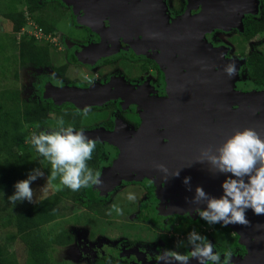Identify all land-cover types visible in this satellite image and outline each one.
<instances>
[{
    "label": "flooded vegetation",
    "instance_id": "1",
    "mask_svg": "<svg viewBox=\"0 0 264 264\" xmlns=\"http://www.w3.org/2000/svg\"><path fill=\"white\" fill-rule=\"evenodd\" d=\"M69 3L70 12L76 11L78 15L69 16L70 23L74 24L73 29L68 25L71 35L62 36L66 42V50L56 40L55 26L50 33L48 46L50 50H54V56H61L63 63L67 55L68 62L59 71L60 76L66 79V70H75L71 86L76 87V90L70 96L71 102L59 106L49 101L46 103L63 111L67 110L73 117L71 123H76L74 128L83 129L89 138L96 140V148L103 152L102 160L97 166L102 180L101 189L117 184L116 193L120 198L133 192L136 196L134 202L140 198L144 200L143 211L146 218L143 220L152 225L147 226L149 230L144 235L151 237L156 244L151 245L149 250L131 246L121 249L120 254L136 264H157L155 255L162 249L175 248L177 251L187 252L186 247H176L177 241L183 240L190 230L195 229L213 244L216 251L222 253L225 249H231L230 264H264V215H254L249 210L246 213L249 221L247 224L222 226L206 223L193 211L197 205L189 199L192 192L186 191L181 179L186 175L190 176L192 186L201 185L214 196L220 194L219 184L223 179V176L210 171V165L206 162L195 161L200 150L196 156L187 157L186 154L183 163L180 161L171 164L161 158L160 151L156 153L158 157L146 158L152 148L145 143L141 147L136 145L144 141L154 145L156 143L153 141L159 142L164 131L181 128L176 120L167 115V110L173 106L159 104V100L169 97L173 89L170 70L180 71L174 77L175 82L182 80L183 88H192V83L200 81L185 80L187 72L201 77L202 70L209 69L211 72L207 76V80L210 79L207 86L213 91L217 86L224 93L223 90L229 88L231 83V91L250 100L248 105L251 110H256L257 113L258 110H264V96L258 95L264 93V52L251 53L246 58L247 79L241 82L238 73L242 62L234 58V50L231 48L238 39L248 42L264 32L256 33L248 39L244 21L248 14L254 13L243 14L237 27L225 30L217 27L210 29L206 25L203 30L202 25L194 27L190 22L207 12L212 13L214 20H218V15L213 12L218 9V3L214 0L210 3L209 0H69ZM113 11L120 12L121 16L117 15L114 19L110 14ZM134 27L141 37L134 38L124 32V39L121 41V31ZM154 29L161 30L162 41H147L146 37L153 34ZM46 49L50 55L51 51L47 46ZM207 50L212 52L211 55L206 53ZM50 59L49 57V62ZM250 59L254 62L249 61ZM229 63H234L237 67L233 77L224 72ZM48 66L49 64L39 69ZM254 68L257 74L253 71ZM219 83L225 85L221 86ZM92 90L105 92L107 96L96 100L99 103L94 105L81 102V93ZM184 97L187 98L185 94ZM258 99L261 102L256 101ZM217 102L219 103L211 111L207 109L202 116L198 113L195 123L187 118L186 123L183 121L197 133L191 131L181 138L184 140L182 146L186 145L183 148L185 151L192 153V147L188 149L191 143L215 148L226 136L243 127H251L258 133L264 132V123L260 119L255 117L252 120L248 115L243 117L241 110H236V106L243 103H233L226 107L225 104L229 103L227 100ZM183 105L186 111L190 110L186 107V99L182 101ZM198 105H204L201 110L198 109L200 111L207 108L205 104ZM163 116L167 117L165 122L168 123V129L158 125L164 121ZM261 136H264L263 133ZM122 149L131 151L127 161L116 169L114 163ZM152 155L155 154L152 152L150 156ZM157 163L164 164L168 173L154 167ZM176 170L179 171V176H172ZM187 171L194 174L188 175ZM99 201L104 204L102 200ZM107 208L103 210H107L108 215L110 208ZM84 209L97 216L87 208ZM95 264H121V260L104 257ZM190 264H197V261L190 260Z\"/></svg>",
    "mask_w": 264,
    "mask_h": 264
},
{
    "label": "clouds",
    "instance_id": "2",
    "mask_svg": "<svg viewBox=\"0 0 264 264\" xmlns=\"http://www.w3.org/2000/svg\"><path fill=\"white\" fill-rule=\"evenodd\" d=\"M257 8H259L258 1L255 11L247 13L255 14ZM23 11L27 25L33 27L32 31L26 34L28 40L33 39V44H35L34 39L50 42L51 32L45 34L36 23L32 25L26 7ZM23 26L19 29L20 32H16L17 34L25 31ZM235 71L234 63H229L224 68V72L229 77L234 75ZM27 142L50 164L47 182L41 186L45 195L49 187L53 191L62 187L77 191L101 183L98 169L88 164L96 148V140L89 138L83 129L77 130L72 124H66L63 117H57L55 126L50 130L40 129L30 133ZM195 161L206 162L210 165V171L223 176L219 184L220 194L216 196L206 192L201 185L192 186L190 176L186 175L181 179L186 191L192 192L189 199L197 205L193 211L202 220L208 224L227 226L235 223L247 224L249 221L246 213L249 210L254 215H264V136L251 127L234 130L215 148H201L199 157ZM154 167L165 174L168 173L167 167L162 163H157ZM44 176L45 172L40 167L29 170L26 178L14 182V190L7 196L8 201L13 206L20 201L32 203L33 189L30 184L38 177ZM172 176H179V171L176 170ZM57 177L59 182L53 185L52 180ZM135 198L133 192L126 194V199L129 201ZM114 207L117 213L121 211L118 206ZM176 247H186L188 251L180 252L175 248L162 249L155 255L157 264H190V260L193 259L197 264H230L232 250L225 249L222 253L216 251L213 244L195 229L190 230L183 240L177 241Z\"/></svg>",
    "mask_w": 264,
    "mask_h": 264
},
{
    "label": "rangeland",
    "instance_id": "3",
    "mask_svg": "<svg viewBox=\"0 0 264 264\" xmlns=\"http://www.w3.org/2000/svg\"><path fill=\"white\" fill-rule=\"evenodd\" d=\"M19 5H23L22 7L26 6L27 8L29 6L35 7L34 12L30 14L32 25L35 23L34 17H37L55 26L57 29L55 33L57 39H55L57 42L63 44L66 50V42L62 36L69 34L68 25L73 29L74 24L70 23L69 16L72 14L78 15L76 11L70 12L69 8L71 7V3H69V0H32L31 2L20 0ZM259 8H257L255 15L248 14L247 16L259 19L261 16V10ZM11 27V23L4 19L0 11V38H3L0 39V43L4 45V50L0 54V87L17 90L18 97L23 102L42 104L43 102L49 101L55 106H59L65 102H71L69 101L70 96L76 90V87L71 86V78H73L75 70L71 68L67 69L66 79L65 77L62 78L59 72L63 67H66L64 64L68 62L67 55L63 63L60 60V55L54 56V50H50L48 41L34 39L36 45L47 46L51 51L49 55L51 58L49 66L35 69L27 64L22 65L18 53L15 52L13 47H10V44L12 41H15L17 44L20 39L28 40L26 34L32 31L33 27L27 25V20L23 26L25 30L23 33H12ZM231 48L234 50L232 52L234 58L240 59L242 62L238 73V78L242 82L244 79H247L248 68L245 65L246 58L251 53L264 52V32L257 37L251 38L248 42H243L238 39ZM40 129L39 127L34 130L38 131ZM30 132L32 133L33 129H30ZM40 168L42 169V167ZM46 177L47 175L45 174L44 177H38L31 182L30 187L33 189L32 203L55 192L51 187L48 188L46 195L42 192L41 186L46 184ZM100 181L102 182V180ZM58 182V177L52 180L53 185ZM116 186L117 184H112V186L106 189H101L102 183H100L99 185H89L86 189L87 191L84 197L86 202L102 200L104 206H109L110 209L106 219L94 216L79 204L70 203L68 216L58 219L43 228V232L48 235H53L65 229L74 238L73 244L69 247H56L52 252L48 253L53 264H58L63 261L72 264H95V262L104 257L121 260V264H136L132 260L122 256L120 254L121 249L124 250L131 248V246H139L141 249L149 250L151 245L155 246L156 242L151 237L144 235L149 230L147 226H152L148 221L143 220L146 218V214L143 211L145 209L144 200L140 198L134 202L127 200L126 197L120 198V196H117L116 191L118 187ZM96 188H98V191H96ZM114 206H118L121 211L117 213ZM11 230L8 228L1 233L3 234ZM13 251L17 263L26 264L27 252L19 240L14 242Z\"/></svg>",
    "mask_w": 264,
    "mask_h": 264
},
{
    "label": "trees",
    "instance_id": "4",
    "mask_svg": "<svg viewBox=\"0 0 264 264\" xmlns=\"http://www.w3.org/2000/svg\"><path fill=\"white\" fill-rule=\"evenodd\" d=\"M258 2L261 10L260 18L248 16L244 21L248 39L264 31V0H258ZM19 3L20 0H0L1 15L11 23L12 33L19 31L25 23L23 9L26 6L22 7L25 4L19 5ZM26 9L29 14H32L35 7L29 6ZM34 20L45 34L52 31L53 27L45 21L37 17H34ZM32 40L20 39L17 44L12 41L10 47L18 53L22 65L27 64L35 69L48 65V50L46 47L33 44ZM3 50L4 45L0 43V54ZM249 61L254 62L252 59ZM253 71L256 72V68ZM57 117H63L66 124L76 125L71 123L73 117L67 110L55 108L46 102L37 104L20 101L17 90L0 87V264H18L13 251L16 240L23 244L27 252L26 264H53L48 253L56 247L70 245L73 242V236L65 229L48 235L43 232V228L68 216L70 203L79 204L95 215L106 218L107 210L103 209L108 206L103 207V203L99 200H91V202L84 200L86 187L77 191L62 187L35 203L20 201L13 206L7 199L14 190V182L26 178L28 171L32 168L42 167L45 174H49V162L40 157L27 141L31 133L30 129L35 131V128L40 127L50 130L55 126ZM102 157L103 152L95 148L88 164L97 169ZM8 228L12 230L1 233Z\"/></svg>",
    "mask_w": 264,
    "mask_h": 264
},
{
    "label": "water",
    "instance_id": "5",
    "mask_svg": "<svg viewBox=\"0 0 264 264\" xmlns=\"http://www.w3.org/2000/svg\"><path fill=\"white\" fill-rule=\"evenodd\" d=\"M211 2V0H209V3ZM256 3L257 0H222V2L218 5V9H215L213 12L214 14L218 15V20H214V16H212V13H208L202 15L201 17H197L194 18L191 22L190 25L198 26V25H202L203 26V30H205V27H207L206 25H208V27H210V29H212L213 27H217L220 29H229L233 26H238L241 16L247 12H254L256 9ZM118 12V11H117ZM117 12H112L110 13L114 19L115 17L118 15L121 16V13H117ZM220 15V17H219ZM211 19V20H210ZM174 22V21H173ZM177 23V22H176ZM209 29V30H210ZM120 31H118V34L120 35ZM124 32H127L126 35H129L131 37L134 38H140L141 35H139L137 32V28H131L127 31H121V35H120V39L122 41V34ZM125 35V33L123 34ZM147 41H157L160 40L162 41L163 36L161 35V30H157L154 29L153 34H149L148 37H146ZM161 45V44H160ZM208 55H211V51L209 52L207 50L206 52ZM175 69V68H174ZM168 70H170L168 68ZM237 70V67H236ZM171 72V79H172V85H173V89L172 91L169 93V97L164 98L159 100V104H163V105H167L166 107H168V105H171L173 107H170L167 111H169V113L167 115H169L170 118H172L173 120H176L177 124H180L181 128H177L176 130L174 129H170L168 126V123L165 122V120L167 121V117L165 118L164 116L162 117V119H164V121L160 124H158L161 127L164 128H169L167 132L164 131V134L162 135V139L158 142L153 141L154 145H150L149 142H141V143H137L136 145L138 146H142L143 143L148 144L152 149H150V151L148 152V155L146 156V158H156L158 157V155H156L157 152L160 151V156L161 158H164L166 161H168L169 163H183L182 161L186 159V152L183 148L186 146H182V143L184 140H181V138H183V136H187V134L191 131H193L195 134H197L195 131V129L192 126H189L185 121V118L187 119H192V121L195 123L194 119H197L198 117V113H201V116L203 115V113L207 110V109H214V106L217 105V101H224L227 100L229 103L225 104L226 107H229L231 104H235V105H239L240 103H243L241 106H236V110H241L240 113L243 115V117L245 115L251 116L252 120L257 117L258 119L261 120V123H264V110H258V113L256 112V110H251L252 108H249L250 105H248V103H250V100L247 101L245 100L243 97V95L240 97L237 96L238 94L231 91V83H229V88H226L224 91V93L221 92V89L218 88L217 86H215L214 91L209 88L207 86V82L210 80H207V76L208 74H210L211 70L209 69H204L202 70L203 74L202 76L198 77L191 75L189 72H187V76L185 80L188 81H197V79H199L198 83H192L190 87H185L183 88V83L182 80H178L175 82V75L176 74H180V71L175 70H170ZM172 73L174 75H172ZM236 73V71H235ZM219 76V75H218ZM235 76L232 75L231 77ZM215 77V76H214ZM221 86L225 85L224 83H219ZM227 86V85H226ZM229 92V93H228ZM88 93H93L95 96H98L100 94H103L104 92H96L95 90L92 91H85L84 93H81L83 98L85 96V94ZM215 93V94H214ZM184 94L186 97H184ZM220 94H224V97H221ZM259 96H264V93L258 94ZM253 97V96H252ZM81 102L83 103H99V101H91V100H82V97H80ZM185 99L188 102V105L186 106L187 108H190L189 111L185 110V106H182V101H185ZM206 102H208V104H206ZM198 103H202L205 104V106L207 107L205 110L200 111L202 109V107H204V105H201V107H199ZM248 105V106H247ZM201 108V109H200ZM200 109V110H198ZM249 109V110H248ZM261 112V113H259ZM240 117H242L241 115H239ZM183 121H185L183 123ZM243 121V118L241 119V122ZM243 123V122H242ZM264 135V132H262ZM262 133L260 132V134L262 135ZM195 136V135H194ZM199 140V139H198ZM165 146V147H164ZM211 145H198V144H193L191 143L188 146V149H190L192 147V153L197 154L198 150H200L203 147H209ZM131 150L127 151L125 149L121 150L120 156L119 158L116 160V162L114 163V167L116 169H118V166L120 167L121 164H123L125 161H127L128 159V153ZM153 152V154L150 156V154ZM144 153V152H143ZM146 155V154H145ZM194 156V155H192ZM145 157V156H144ZM170 160V161H169ZM183 167H185L184 164H182ZM188 175H193L194 173L188 172Z\"/></svg>",
    "mask_w": 264,
    "mask_h": 264
},
{
    "label": "bare ground",
    "instance_id": "6",
    "mask_svg": "<svg viewBox=\"0 0 264 264\" xmlns=\"http://www.w3.org/2000/svg\"><path fill=\"white\" fill-rule=\"evenodd\" d=\"M214 1H216V3H218V5L222 2V0H214ZM100 95H101V97H98V96H95L93 93H88L84 98L82 97V100H87V99L91 100V101L100 100V99L106 97L107 93L104 92L103 94H100ZM256 101H260L261 102V99H258ZM185 154L188 155L187 157H189L190 155L196 156L195 153H190L189 150H187V152Z\"/></svg>",
    "mask_w": 264,
    "mask_h": 264
}]
</instances>
